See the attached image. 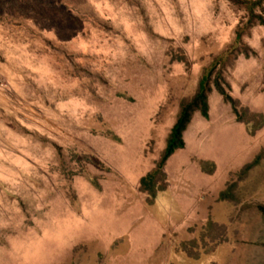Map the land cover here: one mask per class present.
<instances>
[{
  "label": "rangeland",
  "instance_id": "374dc122",
  "mask_svg": "<svg viewBox=\"0 0 264 264\" xmlns=\"http://www.w3.org/2000/svg\"><path fill=\"white\" fill-rule=\"evenodd\" d=\"M248 17L230 0H0V264H264ZM199 94L206 110L186 109Z\"/></svg>",
  "mask_w": 264,
  "mask_h": 264
},
{
  "label": "trees",
  "instance_id": "16d2710c",
  "mask_svg": "<svg viewBox=\"0 0 264 264\" xmlns=\"http://www.w3.org/2000/svg\"><path fill=\"white\" fill-rule=\"evenodd\" d=\"M230 1L235 4H240L245 6V10L247 11L249 16L248 23L254 22L264 26V17L255 12L256 9L261 7L263 0H254V1L230 0ZM204 99H205L204 95L201 94L197 95L193 100L192 104L188 105L186 109L192 110L197 108L199 105H201V109L206 110ZM187 122H188V114L184 112L182 117L175 123V125L171 129L164 159H166L169 155H171L176 148L181 147L183 145L181 141V133L185 129V125Z\"/></svg>",
  "mask_w": 264,
  "mask_h": 264
}]
</instances>
